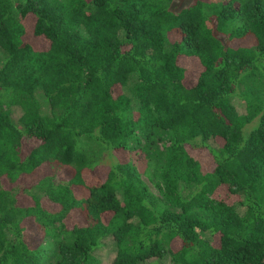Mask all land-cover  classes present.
<instances>
[{
  "label": "trees",
  "instance_id": "obj_1",
  "mask_svg": "<svg viewBox=\"0 0 264 264\" xmlns=\"http://www.w3.org/2000/svg\"><path fill=\"white\" fill-rule=\"evenodd\" d=\"M175 2L0 0V264H264V0Z\"/></svg>",
  "mask_w": 264,
  "mask_h": 264
},
{
  "label": "rangeland",
  "instance_id": "obj_2",
  "mask_svg": "<svg viewBox=\"0 0 264 264\" xmlns=\"http://www.w3.org/2000/svg\"><path fill=\"white\" fill-rule=\"evenodd\" d=\"M187 0H178V2L180 3V5H184L186 3ZM177 2V0H176ZM175 2V4H176ZM33 16V15H32ZM31 17V14L28 15V18ZM170 34L175 35L176 38L180 37V33L176 30L172 31ZM26 40L30 41L31 43H33L35 46H40V42L31 34V28H30V24H28L27 27V33L25 36ZM39 39H41L40 37H37ZM42 40V39H41ZM43 41V40H42ZM44 42V41H43ZM45 44V43H44ZM3 60V55L0 51V65L1 62ZM236 108L240 111V112H244L245 111V106L244 103L238 99L237 97H234L233 100ZM42 108L45 110V106L43 104ZM20 115V109L18 107H12L11 108V116L13 118V120L17 123L18 122V118ZM32 143H30L28 140L24 142V146L23 148L29 149L31 147ZM206 153V155H204L205 159H206V163L208 164V166L211 165L210 163V157H209V153L204 151ZM49 169L47 166L40 168L39 172L34 175H32V177H30L28 180H26L25 178H22L18 181V183L16 185H18L17 187V193H18V197H19V201L20 203L25 202V199L28 197L27 195L29 194L28 192H30L32 189L31 184L33 182L38 181L41 177H43L46 173L48 174ZM69 172L68 170H63L62 172H60L56 179L57 180H63L64 178H66L68 176ZM147 184L149 185V188L157 193V190L148 182V180L143 177ZM76 220V217H74V215L70 216V221L74 222ZM26 240H31V243L34 244H38L39 242L42 243V247H46V248H50L51 245H48V240L47 241H43V239H39L38 235L34 232V231H29V233H27V237ZM96 253V252H95ZM113 253H114V246L112 245L111 242L106 241L105 244L103 245V248H101V250H99L97 252V256L100 259V263L101 264H109L112 257H113ZM147 264H177L175 262H172V260L169 258V256H163L160 258H156L153 257L151 259L147 260Z\"/></svg>",
  "mask_w": 264,
  "mask_h": 264
}]
</instances>
